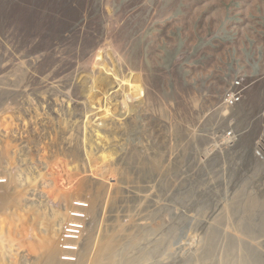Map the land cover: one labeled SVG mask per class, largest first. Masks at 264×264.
<instances>
[{"label": "rangeland", "instance_id": "374dc122", "mask_svg": "<svg viewBox=\"0 0 264 264\" xmlns=\"http://www.w3.org/2000/svg\"><path fill=\"white\" fill-rule=\"evenodd\" d=\"M259 72L264 0H0V264H66L59 230L89 200L68 264L118 242L129 264H218L238 244L264 264Z\"/></svg>", "mask_w": 264, "mask_h": 264}, {"label": "built area", "instance_id": "2783aa9c", "mask_svg": "<svg viewBox=\"0 0 264 264\" xmlns=\"http://www.w3.org/2000/svg\"><path fill=\"white\" fill-rule=\"evenodd\" d=\"M237 85H240V82H237ZM241 98L242 97L239 91L230 90L225 95L224 103L229 107H233L241 100ZM228 135L230 138H233L232 133L229 132ZM233 145L234 141H229V146ZM254 154L264 166V126L262 133L256 142ZM88 203L78 202L76 206L79 208V210L69 212L70 217L64 222L60 230L57 239V245L60 251V258L62 262H76V260H70H72L73 257L78 258V255H80V246L82 244V240L87 230L89 221L88 209L90 207V202Z\"/></svg>", "mask_w": 264, "mask_h": 264}, {"label": "bare ground", "instance_id": "6f19581e", "mask_svg": "<svg viewBox=\"0 0 264 264\" xmlns=\"http://www.w3.org/2000/svg\"><path fill=\"white\" fill-rule=\"evenodd\" d=\"M239 200V199H238ZM237 201V200H236ZM92 203V202H91ZM93 205V204H92ZM250 205V204H249ZM258 205V204H257ZM235 208H237V207H235ZM253 208V207H252ZM94 209H95V207H94ZM239 209V208H238ZM242 209V208H241ZM93 210V209H92ZM250 210V213H252L251 212V209H249ZM249 210H247V213H248V211ZM229 212V211H228ZM230 213V212H229ZM135 214V213H134ZM245 216V215H244ZM249 216H251V215H249ZM248 217V216H247ZM251 219V218H250ZM252 220V219H251ZM251 220H249L248 219V221H251ZM227 221V220H226ZM253 221V220H252ZM264 224V223H263ZM261 225V227H263L264 225ZM128 225V224H127ZM229 225H230V223H229ZM231 227V226H230ZM242 227H243V225H242ZM244 227H245V225H244ZM243 227V228H244ZM252 226L250 225V228H251ZM254 227H256V226H254ZM232 229V228H231ZM258 229H261V228H258ZM263 229H264V227H263ZM262 230V229H261ZM120 231V230H119ZM252 231V230H251ZM264 231V230H263ZM257 232V231H256ZM131 233V232H130ZM129 233V234H130ZM132 233H133V231H132ZM222 233H224V232H222ZM226 233V232H225ZM249 233H252V232H249ZM261 233V232H260ZM245 233H243V235H244ZM256 234H258V233H256ZM263 234V232L260 234V235H262ZM117 235V234H116ZM115 235V236H116ZM131 236L126 240L127 242H122V244L120 245V247L122 246V245H125V247H126V245H128L130 248H133V249H135L136 248V246L137 245H139L138 243H139V241L137 242V243H135L137 240H139V236L136 234V232L132 235V234H130ZM216 236H217V234H215ZM264 235V234H263ZM128 236V235H127ZM225 236L226 235H224V238H225ZM228 236V235H227ZM220 236H218V238H219ZM247 237V236H246ZM114 238V237H113ZM217 238V239H218ZM223 238V239H224ZM261 238V237H260ZM259 239V238H258ZM111 240H112V238H111ZM111 240L109 241L110 243H111ZM226 240V239H225ZM231 240V239H230ZM229 240V241H230ZM107 243V242H106ZM135 243V244H134ZM225 243H226V241H225ZM230 243H231V241H230ZM119 244H120V242H118V243H114V244H108L106 247H103V248H105L104 249V251H103V256H105L104 258H101V259H99V261L97 262V264H121V262H124L123 260L121 261V259H120V257H119ZM133 244V245H132ZM233 244V243H232ZM232 244H231V246H232ZM131 245V246H130ZM212 246H213V244H211ZM215 245V244H214ZM226 245V244H225ZM237 245V244H236ZM156 246V245H155ZM208 246V245H207ZM216 246V245H215ZM214 246V247H215ZM233 246H234V244H233ZM141 247H143V246H141ZM213 247V248H214ZM249 247V246H248ZM212 248V249H213ZM156 249V248H155ZM155 249H153V250H155ZM211 249V250H212ZM215 249H217L216 247H215ZM247 248H244L242 245H237V247L235 246L234 248H228V249H223V250H226V252H227V254L225 255V257H223V260L220 262V263H218V264H260V260H257L258 258H256V259H252V257H250V256H248L247 255V250H246ZM126 250H128V247H127V249H125V251ZM152 250V251H153ZM151 251V252H152ZM219 251V250H218ZM221 251V250H220ZM124 252V251H123ZM126 252H128V251H126ZM140 252V251H139ZM138 252V253H139ZM142 252V251H141ZM71 253H73V252H71ZM132 253V252H131ZM137 253V252H136ZM136 253H134V254H136ZM153 253V252H152ZM233 253H237V255H233ZM120 254H122V253H120ZM150 251L149 252H144V253H142L141 254V256L139 257V259L137 260H130V264H148L149 263V261H150ZM67 255H70V254H67ZM130 255H132V254H130ZM134 256V255H133ZM136 256V255H135ZM125 257V256H124ZM209 257H206V259H208ZM79 257L78 258H75V257H73L72 258V260H70V261H75L76 260V262H66V263H77L78 261H79ZM107 259H112V261H111V263L110 262H108L107 263ZM126 259V258H125ZM124 259V260H125ZM260 259V258H259ZM105 261V262H104ZM208 261H210L209 259L207 260V261H204V263L205 264H212V262L211 263H209ZM124 263H127V264H129L127 261L126 262H124Z\"/></svg>", "mask_w": 264, "mask_h": 264}, {"label": "clouds", "instance_id": "9594fccd", "mask_svg": "<svg viewBox=\"0 0 264 264\" xmlns=\"http://www.w3.org/2000/svg\"><path fill=\"white\" fill-rule=\"evenodd\" d=\"M229 92V91H228ZM226 95V94H225ZM240 95H241V97H242V94H241V92H240ZM224 98H225V96H224ZM242 99V98H241ZM241 101V100H240ZM239 101V102H240ZM224 105L225 106H227L225 103H224ZM236 106V105H235ZM227 107H229V106H227ZM234 107V106H233ZM233 107H229V108H233ZM263 129V128H262ZM262 133V132H261ZM228 134H229V132H228ZM227 134V135H228ZM261 135V134H260ZM260 137V136H259ZM228 138H230L229 137V135L227 136V139ZM233 139H234V137H233ZM259 139V138H258ZM257 142V141H256ZM255 145H256V143H255ZM225 146L227 147V148H229V149H233V147L232 146H229V142L227 141L226 143H225ZM231 147V148H230ZM254 148H255V146H254ZM253 156H254V158H255V160L260 164V166L261 167H263L264 168V166L262 165V163L255 157V154H254V149H253ZM89 202H90V200H89ZM76 204H78V202H75V208H73L74 210H72V211H78L79 210V208L76 206ZM91 207H92V205H91V202H90V207H89V209H88V214H90V211H91ZM70 217V216H69ZM69 217H68V219H69ZM67 219V220H68ZM66 220V221H67ZM64 224V223H63ZM63 224H62V226H63ZM62 226H61V228H62ZM61 228H60V230H61ZM87 229H88V227H87ZM60 230H59V233H60ZM87 231V230H86ZM59 233H58V236H59ZM85 234H86V232H85ZM84 238V237H83ZM57 239H58V237H57ZM57 247H58V245H57ZM58 250H59V248H58ZM82 252V251H81ZM81 252H80V255H81ZM59 262L60 263H66V262H62L61 261V258H60V251H59ZM66 264H68V263H66Z\"/></svg>", "mask_w": 264, "mask_h": 264}, {"label": "crops", "instance_id": "0c3cea01", "mask_svg": "<svg viewBox=\"0 0 264 264\" xmlns=\"http://www.w3.org/2000/svg\"><path fill=\"white\" fill-rule=\"evenodd\" d=\"M259 31L260 30H256L255 32H259ZM251 36L254 37L255 40L258 39V36H255L254 34H252ZM262 79H264V73L259 72V73L252 74V75L250 74L248 76V80H249V82L247 83L248 88L254 87L256 84L260 83V80Z\"/></svg>", "mask_w": 264, "mask_h": 264}]
</instances>
